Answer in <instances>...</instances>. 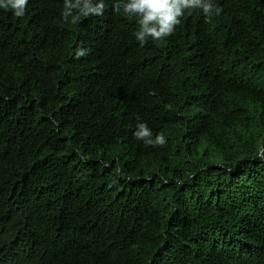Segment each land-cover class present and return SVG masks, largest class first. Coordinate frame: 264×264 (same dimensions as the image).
Segmentation results:
<instances>
[{
	"label": "trees",
	"instance_id": "obj_1",
	"mask_svg": "<svg viewBox=\"0 0 264 264\" xmlns=\"http://www.w3.org/2000/svg\"><path fill=\"white\" fill-rule=\"evenodd\" d=\"M112 2L0 9V264H264V0L143 46Z\"/></svg>",
	"mask_w": 264,
	"mask_h": 264
},
{
	"label": "clouds",
	"instance_id": "obj_2",
	"mask_svg": "<svg viewBox=\"0 0 264 264\" xmlns=\"http://www.w3.org/2000/svg\"><path fill=\"white\" fill-rule=\"evenodd\" d=\"M28 4L29 0H0V9L22 18ZM105 7V0H64L61 16L66 23L75 24L81 17L102 16ZM112 10L135 20L137 28L133 35L141 46L149 40L160 41L171 36L186 13L199 10L203 16L210 17L219 16L223 11L214 0H113ZM87 51L83 47L77 48L76 58L85 56ZM134 137L152 147L167 143L165 134L159 132L154 135L146 122L136 125Z\"/></svg>",
	"mask_w": 264,
	"mask_h": 264
}]
</instances>
